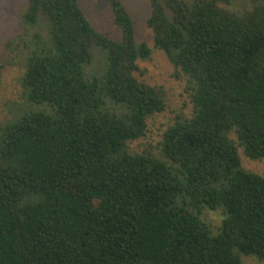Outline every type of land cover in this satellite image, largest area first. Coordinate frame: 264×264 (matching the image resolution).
<instances>
[{
	"label": "trees",
	"instance_id": "16d2710c",
	"mask_svg": "<svg viewBox=\"0 0 264 264\" xmlns=\"http://www.w3.org/2000/svg\"><path fill=\"white\" fill-rule=\"evenodd\" d=\"M106 1L118 41L78 0H26L19 13L23 106L0 126V264L264 262V178L238 155L264 160V0H147L153 46L192 106L163 132L161 159L127 148L164 92L138 80L151 50L123 3ZM205 211L221 212L215 230Z\"/></svg>",
	"mask_w": 264,
	"mask_h": 264
},
{
	"label": "rangeland",
	"instance_id": "374dc122",
	"mask_svg": "<svg viewBox=\"0 0 264 264\" xmlns=\"http://www.w3.org/2000/svg\"><path fill=\"white\" fill-rule=\"evenodd\" d=\"M130 14L135 28L137 42L145 43L151 50L148 60L137 64L143 71L138 80L150 87H160L164 92L165 108L162 113L146 122L145 136L127 144L131 153L150 152L157 158L160 154L162 134L168 126L180 117H189L192 112L186 93V79L175 72L163 52L153 46L152 35L146 27L149 15L147 0H120ZM80 9L91 26L106 37L118 41L119 29L113 23V16L106 0H78ZM234 8L241 6V0H232ZM26 0H0V126L13 120L23 106L21 100L20 77L23 73L24 57L15 47L18 17ZM231 138L234 139L233 134ZM241 166L244 170L264 178V160L251 161L238 148ZM203 218L215 230L222 219L220 211H205ZM242 264H264L254 257L242 256Z\"/></svg>",
	"mask_w": 264,
	"mask_h": 264
}]
</instances>
